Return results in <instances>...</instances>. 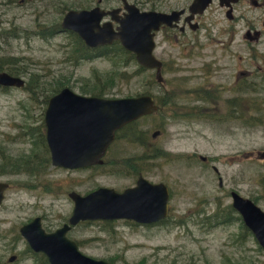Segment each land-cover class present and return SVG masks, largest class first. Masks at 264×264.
Masks as SVG:
<instances>
[{"label": "rangeland", "instance_id": "1", "mask_svg": "<svg viewBox=\"0 0 264 264\" xmlns=\"http://www.w3.org/2000/svg\"><path fill=\"white\" fill-rule=\"evenodd\" d=\"M190 1L127 0L140 10L159 12L186 8ZM93 5L94 0H0V72L7 73L6 61L11 57L13 69L25 84L0 87V182L10 186L0 205V264H45L20 237V226L39 217L43 229L52 232L71 215L69 192L80 196L97 188L121 192L134 185L137 173L168 188L169 216L156 226L125 220L78 223L67 238L83 255L113 264H264V252L229 198L233 190L264 212V160L257 158L264 150V53L258 54L260 69H256L252 93L229 91L234 80H227L222 71L212 75L210 82L222 83L226 90L217 100L222 107L209 114L225 116L226 100L236 97L243 118L208 121L203 114L190 113L191 106L205 105L185 92L207 82L199 70L204 60L245 58L248 48L242 43L241 23L230 34L231 26L213 0L195 34L187 32L175 40L173 32H161L164 41L157 44L155 54L164 63V82L158 86L153 71H138L136 62L124 55L109 50L102 56L97 50L84 58L76 53L73 34L46 35L52 26H59L68 10ZM119 6L120 0H104L106 8ZM236 8L255 17L247 3ZM55 82L85 96L102 92L108 98H124L150 93L157 103L174 93L177 96L174 107L169 103L137 120L135 132L123 130L135 140L118 135L101 166L67 170L50 164L43 138L42 91ZM155 131L159 133L151 137ZM147 154L153 156L145 158ZM212 167L218 171L221 187ZM215 212L221 219H211ZM11 255L17 260L8 263Z\"/></svg>", "mask_w": 264, "mask_h": 264}, {"label": "water", "instance_id": "2", "mask_svg": "<svg viewBox=\"0 0 264 264\" xmlns=\"http://www.w3.org/2000/svg\"><path fill=\"white\" fill-rule=\"evenodd\" d=\"M220 4L222 0H219ZM124 14L115 16L119 9L104 11L98 7L88 10H69L61 20L63 31L75 33L88 48L110 45L118 41L121 47L134 55L136 63L154 71L157 83L163 81L161 62L154 55V33L160 26L175 27L183 10L170 13L141 12L133 4L122 1ZM212 0H192L189 22L194 14H201ZM109 21L101 23L104 17ZM112 22L117 26L113 29ZM19 77L0 73L1 87H23ZM157 107L150 95L107 99L85 97L62 88L53 95L44 113L45 140L54 167L75 170L102 164L107 147L115 133L140 117L153 114ZM157 132L153 133L154 137ZM264 160V150L257 153ZM0 184V203L2 190ZM73 202L67 222L52 232H46L36 217L19 227V235L29 249L41 254L48 264H112L81 254L75 242L66 237L71 227L84 221L127 220L136 224L156 223L167 216L168 190L165 185L151 184L138 177L135 185L116 192L97 188L84 196L69 193ZM232 208L239 214L244 226L252 233L264 251V212L249 199L231 194ZM11 261V260H10Z\"/></svg>", "mask_w": 264, "mask_h": 264}, {"label": "flooded vegetation", "instance_id": "3", "mask_svg": "<svg viewBox=\"0 0 264 264\" xmlns=\"http://www.w3.org/2000/svg\"><path fill=\"white\" fill-rule=\"evenodd\" d=\"M122 1L123 0H120V6L119 7L106 8V7H104V0H94V5L92 7H87L86 10L91 9L93 7H98L104 11H111L114 9H119V11L117 12V14L115 16L122 17V15L124 14L123 7H122V3H123ZM125 1H127V0H125ZM191 2H192V0L190 1V3L187 5L186 8L175 9V10H183V13L180 15V19L178 21L177 26H175V27L160 26L159 30L154 33L155 47H154L153 55L157 60H159L161 62V71L164 69L163 68L164 63L155 54L157 44L159 42L164 41V37L160 33L161 32L163 33L165 31H171V32H173V36H174L175 40H178L179 39L178 37H184L187 34V32H190V34H192V35L195 34L198 31V29L200 28L199 20L203 17V13L206 12L210 8V6L213 4V0H212L211 4L201 14H194L192 16V18L190 19V21L188 22L187 18L190 16L189 6H190ZM216 2H217L218 7L220 8V10L223 12L224 17L226 19V22L228 24H230V26H231L230 27L231 33L229 32L230 34H233V32H234V28H233L234 25L241 23V26H242L241 29H243V31L241 33V38L243 40L242 43L245 44L246 47L248 48V54H246L245 58H242V57H235V58L234 57H222L221 59L210 58V61L204 60L201 63V65L199 66V70L201 71V74L206 76L207 82H202L201 84H199L200 85L199 87L192 89V91H190V92H188V91L185 92V93L191 94V96L196 97L197 100H200L198 102H201V103L204 102L203 105H205V106H191L189 109L190 113H192L191 111L193 110V112H196L198 114H203V116H201V117L204 118L205 120L213 121V122H219V121H224L223 119L229 120V118H238V117H240V119H241V117L243 118V114L240 111L241 108H240V105L238 103V98H236V97H233L231 99L226 100L227 105L224 106L225 111H223V114L225 113V116L216 117V115L209 114L210 112L216 113L214 111H216L217 108L220 106L219 103H217L218 97L226 90V88L222 85V83L210 82L212 75L215 74L217 71H222L223 74H227L226 75L227 80H234V83L232 84V86H229L230 87L228 89L229 91H232V92L237 93V94L252 93L255 91V88H256L255 87L256 86L255 74L257 71L256 69H260V67L257 68V64H256L258 54L264 53V29L261 30V29L255 28L256 25L260 26V27H264V19H262V17L264 16V0H222L221 4H220L219 0H216ZM246 3L253 7V10L255 11V17L253 15L252 16L251 15L246 16L245 15L246 10L244 8H240V9L236 8V7H242ZM128 4H131V3H128ZM138 10L141 12L153 11V10H140L139 8H138ZM171 11H173V10H170L169 12H171ZM156 12H159V11H156ZM160 13H168V12H160ZM236 13H238V16H236L237 15ZM108 21H109L108 17H105L103 19V23L108 22ZM259 22H260V25H258ZM112 26H113V29H115L117 24L113 22ZM226 33L228 34V32H226ZM113 43L115 44L117 42L115 41ZM102 47H104V46H102ZM99 49H102L101 53H106L105 47L99 48ZM99 49H97V50H99ZM261 51H263V52H261ZM225 53H228V52L226 51ZM262 63H263V67H264V57H263ZM158 86H162V84H158ZM3 89H6V88L3 87ZM42 93H43L42 98L44 99V102L46 105L45 110H46L48 100L50 97L45 98V96H47L46 90L42 91ZM55 93H53V94H55ZM99 93H102V92H98V93H95V94L89 95V96L99 97L101 95ZM175 96H177L175 93L173 95H169L166 99H164L161 102L162 103L168 102V104L170 103V106L174 107L173 103H174V97ZM100 98H107L108 99V97H106L105 95L100 96ZM206 105H210L213 109L206 108ZM220 107H222V106H220ZM185 108H187V106H185ZM45 110H44V113H45ZM240 112H241V114H240ZM44 113H43V121H42L43 126H44ZM205 114H207V115H205ZM218 114L223 115L222 113H218ZM209 115H211V116L209 117ZM244 123H249V120L244 119ZM155 132H157V134L159 133V131H155ZM25 134L26 133H23L24 136H26ZM152 136H153V134L151 135V137ZM43 138H44L45 145H46L45 126H44V137ZM42 141H43V139H42ZM114 142H115V140L107 147V149H106V151H105V153L101 159L102 164H103V158L106 156L111 145L114 144ZM46 149L48 151L47 145H46ZM48 154H49V151H48ZM152 156H149L148 154L144 155L145 158L146 157H152ZM201 160L204 161L205 158H201ZM101 165H97V166H101ZM97 166H94L93 168H95ZM75 170H78V169H75ZM211 170L214 172L215 175H217L218 186L221 187L222 181H221V178L218 177L217 169L215 167H212ZM14 171H16V166L14 167ZM136 176L137 177H136V180L134 182V185H135L138 177L144 178L139 173H137ZM149 183H151V182H149ZM0 184L5 185L4 189L2 190V200H1V203H2L3 197H4V192L10 186H9V184L4 183V182H0ZM151 184H158V183H151ZM161 184H163V183H161ZM167 190H168V188H167ZM71 192H73V191H71ZM71 192H69V193H71ZM233 192H235V191H233V190L229 191L230 200H231V194ZM69 193H68V195H69ZM68 198H69V196H68ZM168 198H169V191H168ZM1 203H0V205H1ZM231 204H232V200H231ZM231 204H230V206H231ZM198 214L202 215L201 212H198ZM206 215H208V214L206 213ZM168 216H169V206H168V210H167V216L165 219H162L156 223L138 224V225H140V226H156V225L160 224L161 222H163L164 220H166ZM210 217H211V219H214V218L215 219H219V218L221 219V217L217 214V212H215L213 215H210ZM40 220H41V218H40ZM206 220H208V218ZM125 221H127V220H125ZM86 222H90V221H86ZM131 222H133V221H131ZM67 233H66V237H67ZM34 254L39 255V257H43L41 254H38V253H34ZM16 260H17V256L11 255L8 258L7 262L13 263Z\"/></svg>", "mask_w": 264, "mask_h": 264}, {"label": "trees", "instance_id": "4", "mask_svg": "<svg viewBox=\"0 0 264 264\" xmlns=\"http://www.w3.org/2000/svg\"><path fill=\"white\" fill-rule=\"evenodd\" d=\"M45 30H46V29H44L43 31H45ZM56 33H59V26H58V25H54V26H52V27L50 28V30L47 32L46 35H48V36H52V35H54V34H56ZM74 38H75V40H76V42H77V45H78V48H77V50H76V53H78L79 56L84 57V58H86V57L91 58L92 55H94V54H93V51L97 52V50H89L88 48H86V47L83 45V43L78 39V37H76L75 35H74ZM105 48L107 49V50H105L106 53H101V50H102V49H99V50H98L100 55H102V56H107V55H108L107 53H108V51L110 50V53H112V54H119L120 56L124 55V56H126L127 59H129V60L135 62V60H134V56H133L132 54H130V53L124 51V50L120 47V45H119L118 43L112 44L111 46H106ZM7 59H8V60L6 61V67L8 68V69L6 70L7 73L10 74V75H13V76H19V75H20V72L14 70L13 67H12V62H13L14 60L11 59V57H10V58H7ZM144 70H145V69H143V68H141V67L138 68V71H144ZM137 74H138V72H137ZM121 77L124 78L123 76H121ZM64 87H66L65 84H63V83H61V82H55L52 86H49V88H47V89H45V90L47 91V94H48V93H52V94H53V93H55L56 91H58V90H60V89H62V88H64ZM47 94H46V95H47ZM99 94H101L100 96L105 95L104 93H99ZM148 94H149V93H148ZM98 96H99V95H98ZM100 96H99V97H100ZM47 97H48V96H45V98H47ZM164 105H168V102H166V103L159 102V104H158L159 111L162 109V107H165ZM135 126H136V123L129 124L128 126H126L125 128H123L122 130L118 131L117 134H116V137H117L118 135H120L122 138H125V139L128 140L129 142L134 141L135 138H134L132 135H126V134H124V133H122V132H123V130H125V129H126V130H131V132H135L136 129H137V127H135ZM120 136H119V137H120ZM138 140H140V139H138ZM40 258H41V260H42V263H45V264L47 263L46 260H45L43 257H40Z\"/></svg>", "mask_w": 264, "mask_h": 264}]
</instances>
